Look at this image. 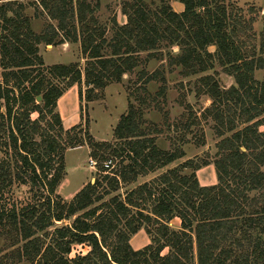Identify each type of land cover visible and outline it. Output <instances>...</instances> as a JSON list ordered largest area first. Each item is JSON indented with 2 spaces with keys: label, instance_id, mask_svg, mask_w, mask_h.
<instances>
[{
  "label": "trees",
  "instance_id": "trees-1",
  "mask_svg": "<svg viewBox=\"0 0 264 264\" xmlns=\"http://www.w3.org/2000/svg\"><path fill=\"white\" fill-rule=\"evenodd\" d=\"M17 1L0 0V137L6 135L10 152L0 160V198L13 182L32 193V202L19 209L0 207V238L14 248L17 263L264 264V76L255 78L257 71L264 75V15L256 35L253 7L245 18L225 0H169L183 7L180 13L168 0L150 7L132 0L123 4L126 23L113 20L107 39L86 0H39L47 19L56 22L40 34ZM77 42L87 59L83 71L75 64L44 67L39 45ZM152 60L179 68L185 78L203 75L194 86L210 101L202 117L211 118L219 138L211 163L215 185L200 186L196 177L207 160L170 168L185 153L161 150L159 131L144 126L148 84L159 82L156 96L166 94L162 72L136 71ZM215 66L233 79L231 86L223 89L204 75ZM133 74L138 83L130 93L137 105L127 103L113 129L115 144L95 142L87 120L65 132L63 141L56 107L66 91L76 85L80 101L84 85L90 103L98 91ZM82 144L97 172L93 183L65 202L54 196L65 175L64 153ZM163 169L119 195L139 177ZM173 219L179 230L169 226ZM61 222L70 224L55 227ZM140 231L150 243L134 250L130 240ZM76 246L89 250L70 258Z\"/></svg>",
  "mask_w": 264,
  "mask_h": 264
},
{
  "label": "rangeland",
  "instance_id": "rangeland-1",
  "mask_svg": "<svg viewBox=\"0 0 264 264\" xmlns=\"http://www.w3.org/2000/svg\"><path fill=\"white\" fill-rule=\"evenodd\" d=\"M86 1L93 7V17L97 22L96 26L105 30L107 39H110L112 36L113 20H115V23L119 26L126 23V18L122 14L123 4L125 2H132V0ZM144 1L148 6H151L152 4H157L159 0ZM225 1L229 2V4H232L234 7L241 8L245 18L250 16V14H247V9L253 7L252 10L256 11L251 14L256 17V21L253 24V31L258 35L263 25L262 16L264 15V0ZM38 3L39 0H18L17 3H15L17 6L18 4L24 6L22 11L24 15L31 20V29L35 34L42 33L49 24L54 27L56 26L55 21L47 19ZM168 3L176 13H180L183 9V7L176 2L168 0ZM38 48L44 67L75 64L83 71L86 64L87 59L81 54L79 42L64 43L55 47L41 44ZM213 50V48H209L211 53ZM173 52L176 53L177 48H174ZM144 56L145 55H142L141 57ZM139 70H144L146 74L159 70L163 73L166 80L165 99L156 96L161 85L159 82H150L147 86L149 97H147V106L144 107V126L150 129L155 128L159 131L155 138L156 145L161 150L171 151L173 148L178 147L185 153L184 158L172 164L170 168L188 159L207 160L210 165L201 168L196 173V177L200 186L215 185L216 175L211 163L216 153L215 146L219 142V138L214 133L213 121L211 118L204 119L202 117L203 111L209 106L210 101L204 95L198 96L194 86L196 80L203 75L185 78L180 73L179 68L169 69L166 61L157 62L154 60L147 64H141L140 67L136 69V71ZM134 74L124 75L119 84H111L105 89L98 91L96 100L90 103H86L84 100V85L80 86L82 93L80 101L76 85L66 91L63 94V96L66 94V97L60 100L56 107L62 121L63 131L61 132V136L63 141L66 139L65 132L78 124L84 127L85 120H87L88 133L95 142L115 144L116 140L112 136L113 129L117 125L119 118L126 113L127 103L130 102L135 106L137 105L132 93H130L136 90L135 88L138 83L136 81V75ZM204 75H211L214 77L223 89L233 84V79L227 76L218 66H215L213 70L208 71ZM263 76L261 71L255 72V78L257 80H262ZM60 86H62V84ZM129 93L130 95L128 96ZM151 98H153V100ZM79 108L81 110H79ZM0 111L4 113V108L0 107ZM36 117V114L31 115V119H35ZM190 123L193 124L192 127L189 131L185 130V124ZM71 135H73V133ZM6 142V135H2L0 137V160L10 154V152L7 153L4 149V144ZM165 170L166 169L159 170L146 176L139 177L136 183L122 188L118 192L119 195L123 198L126 190L134 188L139 184L150 182ZM64 171L65 175L57 186L54 196H58L62 201L68 202L83 186L92 181L94 182L97 167L89 158V149L86 144L66 149L64 153ZM31 198L32 193L29 191L27 185H20L13 182L11 187L3 192L0 198V207H4L8 210L14 206L19 209L26 204H30L32 202ZM68 224H70V222L56 223L55 227H62ZM179 224L180 222L178 219H173L169 226L174 230H179ZM149 243L150 239L144 231L138 232L130 240V245L134 250L141 249ZM6 244H8V241L0 238V264H30L26 261L17 263L14 253H12L14 248H7ZM88 250L86 246L73 247L70 258H73L76 254L84 255ZM166 252L167 250H165L163 254Z\"/></svg>",
  "mask_w": 264,
  "mask_h": 264
},
{
  "label": "water",
  "instance_id": "water-1",
  "mask_svg": "<svg viewBox=\"0 0 264 264\" xmlns=\"http://www.w3.org/2000/svg\"><path fill=\"white\" fill-rule=\"evenodd\" d=\"M39 101H40V97H37L36 102H39ZM91 183H93V181Z\"/></svg>",
  "mask_w": 264,
  "mask_h": 264
},
{
  "label": "crops",
  "instance_id": "crops-1",
  "mask_svg": "<svg viewBox=\"0 0 264 264\" xmlns=\"http://www.w3.org/2000/svg\"><path fill=\"white\" fill-rule=\"evenodd\" d=\"M64 97H66V94H65L63 97H61V98L58 100V102H59L60 100H62ZM58 102H57V103H58Z\"/></svg>",
  "mask_w": 264,
  "mask_h": 264
},
{
  "label": "built area",
  "instance_id": "built-area-1",
  "mask_svg": "<svg viewBox=\"0 0 264 264\" xmlns=\"http://www.w3.org/2000/svg\"><path fill=\"white\" fill-rule=\"evenodd\" d=\"M108 165H110L109 163H107V165L105 167H107Z\"/></svg>",
  "mask_w": 264,
  "mask_h": 264
}]
</instances>
